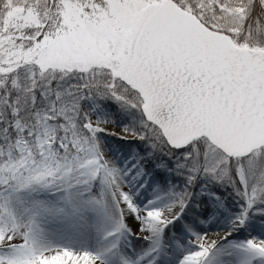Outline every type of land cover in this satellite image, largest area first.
Returning <instances> with one entry per match:
<instances>
[{
    "label": "snow or ice",
    "instance_id": "6c2138e0",
    "mask_svg": "<svg viewBox=\"0 0 264 264\" xmlns=\"http://www.w3.org/2000/svg\"><path fill=\"white\" fill-rule=\"evenodd\" d=\"M91 39L101 45L94 59L49 66L58 46ZM24 66L31 105L27 97L15 104L34 108L39 89L47 107L15 119L17 138L0 147V264H101L98 254L41 243L17 219L10 195L17 189L102 181L120 215L140 221L136 234L145 239L183 215L186 194L169 207L134 202L96 139L106 122L81 115L89 94L138 109L142 131L119 134L180 153L193 181L203 173L236 185L249 210L264 203V140L224 135L264 118V0H0V88ZM19 113L13 106L12 117ZM246 220L247 211L237 227ZM193 245L182 264H209L217 240L195 234ZM236 247L243 264H264V239Z\"/></svg>",
    "mask_w": 264,
    "mask_h": 264
},
{
    "label": "rangeland",
    "instance_id": "374dc122",
    "mask_svg": "<svg viewBox=\"0 0 264 264\" xmlns=\"http://www.w3.org/2000/svg\"><path fill=\"white\" fill-rule=\"evenodd\" d=\"M100 49L101 45L94 39L66 43L54 50L57 59L49 66L87 63L99 54ZM29 80L31 87V77ZM40 83L43 84L42 81ZM17 90L22 94L28 91L22 85ZM37 92L40 93V90ZM5 96L4 93L1 97L3 104H7ZM13 106L20 109L16 104ZM39 106L40 109L47 107L43 97ZM80 111L82 116L86 114L92 121L106 122L104 127L107 131L98 132L96 139L106 157L123 173L130 195L139 207L150 206V202H155L158 207H169L185 194L188 196V204L183 215L169 224L161 234L145 239L136 234L140 230V221L132 223L120 215L102 181L87 188L65 184L62 187L33 185L17 189L10 194L17 219L32 225L40 240L58 242L60 247L64 244L65 247L68 244L84 246L85 251L104 256L101 264H182L184 256L194 247L195 234L209 236L218 229L221 222H226L239 230L217 241V248L209 257V264H243V253L236 245L248 239H264V217L261 216L262 208L258 207V203L262 206L264 203L257 202L249 210L246 200L238 194L236 185L218 181L214 176L203 173L193 181L191 173L182 166V156L166 162V167L159 165L158 171L166 176L168 189L158 184V176L154 171L152 175L147 172L142 155L148 152V145L139 152L135 143L142 139L119 134L128 129L125 125L128 120L124 119L126 115L134 121L140 118L138 109L110 96L89 94L82 101ZM119 112L125 117H120ZM3 134L0 136V147L6 148L8 143L17 138L12 140ZM177 155L180 156V153ZM154 158L155 162L161 160L159 155ZM145 198L143 203L142 199ZM245 211L250 231L243 228V225L237 227L238 219ZM184 214L189 219H183ZM196 224L205 228L199 230ZM117 229L118 235L109 237V233Z\"/></svg>",
    "mask_w": 264,
    "mask_h": 264
},
{
    "label": "trees",
    "instance_id": "16d2710c",
    "mask_svg": "<svg viewBox=\"0 0 264 264\" xmlns=\"http://www.w3.org/2000/svg\"><path fill=\"white\" fill-rule=\"evenodd\" d=\"M18 77V86L21 87V85L24 87L25 89H29L30 88V74H29V70L28 68H21L19 69L17 72H13L11 74H9L6 79L8 80V87L7 88H0V113H3V117L0 118V136L1 134H3V130L5 128L8 129L7 135L10 137V139L14 140L17 137V133L14 131L13 129V124L15 122V119H31V117L28 116L29 112H35L37 109H40L41 107L39 106V101L41 100L40 97V93L37 92V103L35 105L34 108L32 107H25L23 102L21 104H19L18 106H20V113L18 117H12L11 115V111H12V107L13 104H15V100L17 99V97H27L28 98V104L31 105V95L32 93H30L29 91H27L26 93L22 94L21 92H17V88L18 87H12L11 86V81L13 79H16ZM0 79H4V77H0ZM1 93L4 96V93L7 95L8 93H10V96L8 97V101L7 104H3L1 103ZM121 112H119L118 114L120 115ZM125 117L124 114H121L120 117ZM124 119H127L128 121H126V126L128 129H131L132 131H135L137 133H140L142 131L143 125H142V119L143 117L140 114V118L136 121L132 120L131 117L129 118L127 115ZM148 145V152L143 153L142 155H144V162L146 164V168L147 171L152 174L153 171L154 173L158 176V184L163 187L164 189H168V183H166L167 178L166 176L162 175L159 171H158V167L159 165L162 167H166V162H171L172 158H180V156H178L177 154H179L178 152L174 151V150H169L167 147H160L157 148L153 143H151L148 139H142V141H138L135 143L136 149L141 152L143 151V148L145 146ZM159 155L161 157L160 162H155V158L154 156ZM259 204V208H262V214L261 216L264 217V206H262L260 203ZM230 206V204H229Z\"/></svg>",
    "mask_w": 264,
    "mask_h": 264
},
{
    "label": "bare ground",
    "instance_id": "6f19581e",
    "mask_svg": "<svg viewBox=\"0 0 264 264\" xmlns=\"http://www.w3.org/2000/svg\"><path fill=\"white\" fill-rule=\"evenodd\" d=\"M135 199H136V197H135ZM145 201H146V198L145 199H142V202L143 203ZM125 218H126L127 221H130L132 223H134L136 221H139V220H137L136 218H134L131 215H127V216H125ZM183 219H185V220L189 219V217L187 216V214H184ZM196 225L198 226V229L199 230H203V228H205L204 226H201L200 224H196ZM243 226H244L243 228H245V229L248 228V230L250 231L249 222L244 223ZM237 230H239V229L238 228H235L230 223H226V222H223L222 223L221 222L220 223V226H218V229H215L213 231V234L209 235V237L214 238V239H216L218 241V240L223 239L225 236L228 237L229 236V235H227L228 233L233 234ZM40 241H41V243H43L45 245L60 247V244L58 242L56 243V242H52V241H49V242H45V241H42V240H40ZM61 247H65V244L64 245H61ZM66 248H72V250H74L76 252H82V251H85L86 250V247H84V246L82 247L80 245H71V244H68V246H66ZM100 256H101V262H102L104 256L101 255V254H100Z\"/></svg>",
    "mask_w": 264,
    "mask_h": 264
},
{
    "label": "water",
    "instance_id": "95a60500",
    "mask_svg": "<svg viewBox=\"0 0 264 264\" xmlns=\"http://www.w3.org/2000/svg\"><path fill=\"white\" fill-rule=\"evenodd\" d=\"M224 135L233 140H264V118L257 117L243 129H230Z\"/></svg>",
    "mask_w": 264,
    "mask_h": 264
}]
</instances>
